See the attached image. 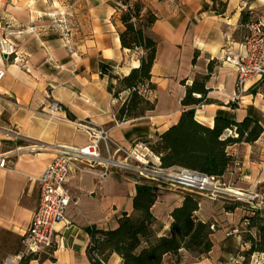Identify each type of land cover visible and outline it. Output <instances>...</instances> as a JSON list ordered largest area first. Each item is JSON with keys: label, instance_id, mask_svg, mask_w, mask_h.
Segmentation results:
<instances>
[{"label": "crops", "instance_id": "1", "mask_svg": "<svg viewBox=\"0 0 264 264\" xmlns=\"http://www.w3.org/2000/svg\"><path fill=\"white\" fill-rule=\"evenodd\" d=\"M141 2L143 15L151 11L157 16L147 31L158 43L151 80L156 88L149 95L156 107L141 119L119 122L117 111L129 96L121 80L140 65V52L121 45L120 33L125 29L121 1L0 0V26L9 28V39L26 58L28 68L7 63V76L0 83V154L8 159V166L0 168V264L17 256L33 221L39 206L37 180L59 156V148L90 144L87 126L110 131L112 140L126 152H142L144 161L160 165L144 140H156L179 121L185 110L182 83L190 86L197 75H208L210 64L208 99L215 103L197 106L196 119L213 127L218 113L239 122L250 115L264 126V79L249 80L234 101L237 72L224 61L228 52H244L242 17L264 0ZM53 103L63 109L54 119L50 117ZM115 149L112 146L108 155L101 145L100 164L72 174L67 183L72 196L68 224L56 226L52 258L29 264H90L86 229H115L124 213L133 212L137 180L142 177L112 166L107 180L99 177L109 156L119 162L126 159ZM229 152L235 163L219 181L264 200V134L254 144H237ZM152 181L158 194L153 213L170 233V214L182 204L184 192ZM219 196L203 195L197 213L201 220L217 225L212 251L202 260L182 251V264H226L239 254L234 248L243 246L242 239L232 231L253 213L249 208L227 212L223 195ZM258 210L264 216V204ZM109 264H121L120 257L113 255ZM165 264L175 263L168 257Z\"/></svg>", "mask_w": 264, "mask_h": 264}, {"label": "trees", "instance_id": "2", "mask_svg": "<svg viewBox=\"0 0 264 264\" xmlns=\"http://www.w3.org/2000/svg\"><path fill=\"white\" fill-rule=\"evenodd\" d=\"M120 1L124 3V0ZM219 5L224 7L222 3ZM143 9V3L138 0L133 8L121 14L125 27L120 33L122 47L142 54L139 56L140 65L121 80L122 89L129 92V96L117 111L119 122L141 119L156 107L149 95L156 88L151 80L158 43L147 31L156 23L157 16L151 11L143 15ZM248 23L245 14L242 24ZM208 71V75H197L190 86L185 81L182 83L186 87L181 101L185 110L179 121L156 140H144V143L159 158L163 170L185 169L221 179L235 163L229 148L242 143L254 144L264 134V126L250 115L239 122L223 113L217 114L213 127L199 122L196 107L215 103L208 99L210 90L207 83L213 73L211 64ZM141 86L148 87L147 94L140 92ZM231 106L235 108L237 102L231 103ZM71 118L74 119L73 116ZM229 131L237 136H230ZM137 181L133 212L124 213L117 228L101 230L90 226L86 229L90 238L87 247L90 264H109L113 255L120 257L121 264H165L168 257L173 258L175 264H182V251L197 260L208 257L214 246L212 236L217 231V225L212 220L203 221L197 215L205 193L193 189L184 192L182 204L170 214V233H166L164 223L153 213L157 192L149 180L140 178ZM224 207L227 212L247 209L241 203L226 202ZM248 211L253 215L247 217L248 224L238 233L242 244L247 247L243 252L245 258L254 253H264V216L259 210L249 208ZM54 251L55 247H52L41 254H30L19 264L51 259Z\"/></svg>", "mask_w": 264, "mask_h": 264}, {"label": "built area", "instance_id": "3", "mask_svg": "<svg viewBox=\"0 0 264 264\" xmlns=\"http://www.w3.org/2000/svg\"><path fill=\"white\" fill-rule=\"evenodd\" d=\"M137 2L138 0H124V3H121L122 13L133 8L134 4ZM249 29L251 33L243 42L244 52L241 54L228 52L224 57L225 64H228L237 72L234 101L240 98L249 80L254 78L264 79V30H262L260 24H254L250 26ZM9 35V28L0 26V83L7 76V63H20L24 68L28 69L26 58L9 39ZM140 54H142V52H140ZM140 92L147 94L148 87L141 86ZM50 110V117L54 119L55 114L62 112L63 109L59 104L53 103ZM87 128L90 132V144L83 148H59V156L45 169L37 180L39 185V206L35 212L33 221L22 239L17 256L13 260H8L3 264H19L24 257L30 254H41L55 247L56 226L58 224H68L66 213L72 204V196L67 188V183L73 173L93 169L100 164L101 145H103L108 155L111 154L112 146H116L115 152L126 154V159L123 162H119L110 156L105 160L107 166H105L104 171L99 174L102 180H107L109 178L111 166L135 170L140 174L145 172L150 175H154L155 172L162 174L164 172L177 170L180 173L177 175L189 176L188 182L166 179L165 177H163V179L169 183L182 184L189 189L197 190L201 193L211 191L212 196L225 193L224 190L217 186L219 179L204 174H201L204 175V177H196L194 173L197 172L185 169L163 170L160 168V165L157 166L149 161H144V159L136 153L126 152L112 140L110 131L91 126H87ZM229 135L232 137L237 136L236 133L232 131H229ZM131 159L136 160L144 169L142 170L139 167L134 168L129 166L128 160ZM6 166H8L7 156L5 154H0V168H5ZM245 196L253 201H262L260 205L252 203L250 209L258 210L259 207L264 204V200L258 194ZM248 222L249 220L245 217L243 225L246 226ZM239 231L240 229L236 228L232 233H239ZM244 247L246 246L243 245L241 247V254H238L230 260L231 264H264V253H254L249 258H245L242 254L245 251Z\"/></svg>", "mask_w": 264, "mask_h": 264}, {"label": "rangeland", "instance_id": "4", "mask_svg": "<svg viewBox=\"0 0 264 264\" xmlns=\"http://www.w3.org/2000/svg\"><path fill=\"white\" fill-rule=\"evenodd\" d=\"M123 1V0H122ZM247 14V17L249 19V23L242 26L241 27V41L244 42L246 37L251 33L249 27L252 25H261L262 30H264V3L261 7H258L257 9H255L254 11H246L245 12ZM244 17V16H243ZM242 17V19H243ZM246 17V16H245ZM238 101V100H236ZM141 156V158H143V153L141 152V154H138ZM118 160V159H117ZM128 165L134 168H140V169H144L143 166H141L136 160H129ZM120 171L122 172H126V173H130V174H137L139 176H141L142 178L146 179V180H153L152 182L154 184L159 185L162 187L167 188L168 190H176V191H183V192H187L186 190L189 189L188 187L182 185V184H176V183H169L168 181L164 180L163 177H157L155 175H150L148 173L143 172V174H140L138 171L135 170H129V169H124L121 167H117ZM168 173H174V174H180L177 170L172 171V172H168ZM218 187H220V189L224 190L225 193L224 194H220L223 195L222 196V201L233 204V203H241L244 204L247 208H250V205H252V203L254 204L255 201H253L252 199H249L248 197H246L245 195H247L245 192L240 191L241 193L244 194V196H239V195H235L233 193L227 192V190L232 189V190H236L234 187H230V186H225L223 184V182H218L217 184ZM204 195L207 196H212V192L211 191H206L204 192ZM218 199H220L219 195H215ZM245 228V226L243 225V221L239 227L240 230H243ZM234 230V229H233ZM246 248V247H245ZM235 250V255H237V253L241 254V247H239L238 249L234 248ZM243 254V253H242ZM226 264H231L230 261L226 260L225 261Z\"/></svg>", "mask_w": 264, "mask_h": 264}, {"label": "bare ground", "instance_id": "5", "mask_svg": "<svg viewBox=\"0 0 264 264\" xmlns=\"http://www.w3.org/2000/svg\"><path fill=\"white\" fill-rule=\"evenodd\" d=\"M161 176L165 177L166 179L177 180V181L179 180V181H183V182H188V180H189V176H179L177 174L168 173V172L162 173ZM192 180L195 181L194 179H192ZM227 192H230V193H233V194L239 195V196H244V194L241 193L239 190L229 189V190H227Z\"/></svg>", "mask_w": 264, "mask_h": 264}, {"label": "water", "instance_id": "6", "mask_svg": "<svg viewBox=\"0 0 264 264\" xmlns=\"http://www.w3.org/2000/svg\"><path fill=\"white\" fill-rule=\"evenodd\" d=\"M154 175L157 176V177H163V176H161V173H158V172H155ZM194 175L196 177H204V175H201V174H198V173H194Z\"/></svg>", "mask_w": 264, "mask_h": 264}]
</instances>
